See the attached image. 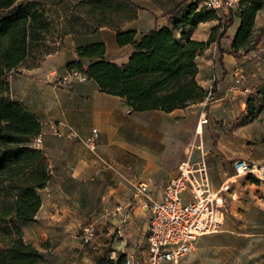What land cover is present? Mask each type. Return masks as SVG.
Here are the masks:
<instances>
[{
  "label": "crops",
  "instance_id": "0c3cea01",
  "mask_svg": "<svg viewBox=\"0 0 264 264\" xmlns=\"http://www.w3.org/2000/svg\"><path fill=\"white\" fill-rule=\"evenodd\" d=\"M48 7L61 0H33ZM69 1V0H64ZM139 7L138 18L126 23L122 31H134L137 37L163 28L174 30V23L181 19L184 7L192 0H133ZM169 13H173L169 15ZM236 19L234 31H228L222 39V48L227 52L220 61L216 43L201 53L197 58L199 72L197 80L212 95L201 103L191 106H208L214 112L235 114L238 109H246V98L255 97L256 112L264 114V8L257 14L253 37L259 39L256 46L257 57L243 55L236 58L231 52V43L239 26ZM217 20L201 23L192 30L188 37L195 41H207ZM235 24V23H234ZM188 31V30H187ZM177 37L182 39L180 32ZM261 36L259 37V35ZM103 43L106 47V59L123 66L129 62L134 52L133 45L119 46L117 32L104 27L90 35H68L55 53L34 69H22L11 77V93L15 100L23 103L41 123L40 136L44 153L51 173L52 181L40 192L42 206L33 223L21 224L24 240L50 258L55 264H68V253L71 230L80 227V239L83 227L94 222L98 229L96 250L92 256L109 254L112 259L125 255L133 264H146L149 256L148 225L151 218L149 206L151 202L144 197H136L140 184L147 183L150 196L159 200L167 183L179 173V165L183 155L178 157L177 122L184 115L185 109L171 113L149 111L141 113L145 122L148 119L161 118L165 134L169 138L167 154L147 157L133 154L132 162L128 154L131 152V140L137 136V129L132 125L134 115L123 98L108 95L100 91L94 80L71 82L69 86L59 82L60 77L69 74L68 65L80 61L84 69L91 64L90 60L78 58V48ZM209 54L212 58L209 59ZM253 55V56H254ZM241 69L245 81L236 87L234 74ZM244 101L239 108L238 101ZM206 114L202 112L197 126V134H201L204 125L199 126ZM207 119V118H206ZM208 120V119H207ZM176 121V126L175 122ZM209 123V120H208ZM72 127L85 141L92 136L94 129L99 131L96 151H90L78 139L67 136L58 137L55 126ZM145 127V136H147ZM176 129V130H175ZM151 129H148V132ZM176 139V140H175ZM181 144V143H180ZM183 147V143L180 148ZM170 149L171 151L169 152ZM174 152V153H173ZM171 153V154H170ZM123 159V160H122ZM194 164L207 167L204 161L192 158ZM116 161L115 173L106 172L107 161ZM234 160V159H226ZM256 165H263L264 159H245ZM131 168V169H130ZM208 174V172H207ZM129 177L130 183H127ZM234 179V177L229 180ZM102 184L103 189L96 191L92 182ZM97 184V183H96ZM225 183L224 185H226ZM254 185V184H252ZM212 187V186H211ZM136 190V192H135ZM213 190V188H212ZM219 190H213L218 193ZM122 208L128 221L122 226V215L113 218L111 214ZM264 210V209H262ZM264 212V211H263ZM227 227V224H226ZM225 232L205 236L200 245L206 246L214 240L226 239ZM62 238L63 247H57L56 238ZM82 240V239H81ZM52 243V248L44 245ZM94 257L88 264H95Z\"/></svg>",
  "mask_w": 264,
  "mask_h": 264
},
{
  "label": "trees",
  "instance_id": "16d2710c",
  "mask_svg": "<svg viewBox=\"0 0 264 264\" xmlns=\"http://www.w3.org/2000/svg\"><path fill=\"white\" fill-rule=\"evenodd\" d=\"M263 8L264 0H243L221 31L218 24L207 41L199 42L188 37L191 31L219 17L197 0L184 7L174 30L163 28L141 37L122 31L138 18L139 7L133 0H61L49 7L33 0H0V264H55L25 242L20 227L35 222L42 206L40 192L52 181V173L44 153L33 145L41 123L12 96L13 73L38 67L68 35H90L107 27L117 32L119 46L133 45L129 62L123 66L110 62L105 45L96 43L77 51L79 59L91 61L88 68L74 61L68 65L70 72L79 70L101 92L123 98L132 113H171L208 98L209 91L197 80V58L216 43L219 60L223 59L227 52L221 41L235 18L239 26L230 54L239 57L255 49L259 39H253V29ZM246 104L248 112L257 114L254 97ZM126 260L125 255L112 259L106 254L95 264H125Z\"/></svg>",
  "mask_w": 264,
  "mask_h": 264
},
{
  "label": "rangeland",
  "instance_id": "374dc122",
  "mask_svg": "<svg viewBox=\"0 0 264 264\" xmlns=\"http://www.w3.org/2000/svg\"><path fill=\"white\" fill-rule=\"evenodd\" d=\"M195 1L192 0V2ZM218 17V24L221 27L219 31H221L224 24L230 21L231 15ZM235 26L236 19L235 24L227 32L234 31ZM254 53L256 54V47L243 55L257 57ZM208 58L211 59L212 55L209 54ZM249 97L254 96L248 95L246 102ZM243 102L238 101L239 108L242 107ZM247 107L246 104L244 111L238 109L237 113L228 114L219 110L214 112L208 106H191L185 109L183 116L178 118L179 135L176 136V133L171 135L178 137L179 141L178 148L173 149L174 152L178 149V157L183 155L186 159L192 157L199 162L204 161L208 172V182L213 190L221 189L225 183L230 189L228 192H222L224 221L218 232L222 233L226 230L227 232L223 234L226 239L214 240L210 245L202 247L200 245L202 237L195 250L179 264H264V210H262L264 209V181L257 182V178L253 176L236 177L234 168V161L237 159H264V114L248 112ZM202 112L206 114L205 118L209 120V123L202 127L201 134H197ZM144 119L146 118L141 113L134 115L132 125L138 132L136 138L131 140L132 154H128L130 159H125L128 162H132L133 154L154 157L162 154L163 150V154L168 153L165 148L169 146V138L164 132L162 119L153 121L148 119L147 122ZM174 122L176 126V121ZM145 127L151 129L149 132L147 129V136H145ZM180 143H183L181 148ZM106 164L108 168L104 171L115 173L117 162L108 160ZM232 177L234 179L229 180ZM125 181L131 182L129 177H126ZM91 184L96 185V191L103 189L99 181ZM70 235L73 241L69 245L71 251L67 256L68 264H88L94 257L98 259L106 255L102 253L92 256L93 253L98 252L95 247H97L96 241L99 240L96 239L91 246L84 245L80 239V227L72 229ZM61 239V237L56 238L54 241L57 247H63ZM44 246L47 249L52 248V243L48 242Z\"/></svg>",
  "mask_w": 264,
  "mask_h": 264
},
{
  "label": "built area",
  "instance_id": "2783aa9c",
  "mask_svg": "<svg viewBox=\"0 0 264 264\" xmlns=\"http://www.w3.org/2000/svg\"><path fill=\"white\" fill-rule=\"evenodd\" d=\"M201 7L215 11L220 17H228L236 11L243 0H197ZM235 85L239 87L245 80L244 72L237 69L234 74ZM86 82L88 77L79 70H72L65 77H60L62 85L69 86L72 82ZM212 95L211 89L209 96ZM202 119L199 126L207 124ZM54 132L58 137L67 136L78 139L94 152L97 149L99 131L94 129L92 136L83 140L69 126H55ZM40 149L43 145L39 135L33 142ZM236 177L253 176L264 181V164L256 165L245 159L234 161ZM229 186L223 185L218 193L212 190L208 182V174L204 166L192 162L191 157L179 165L178 175L171 179L164 188L159 200L150 196L147 183H142L137 189L136 197H144L151 202L149 209L151 218L148 225L149 256L146 264H179L196 248L198 241L207 235L217 234L224 221L222 192H228ZM122 215V226L128 221L122 208L116 209L111 216ZM98 229L94 222L87 223L81 232L82 243L91 246L97 239ZM125 264H133L127 259Z\"/></svg>",
  "mask_w": 264,
  "mask_h": 264
}]
</instances>
